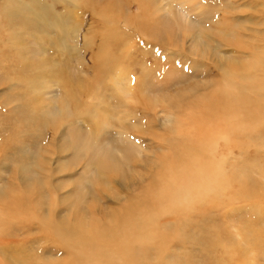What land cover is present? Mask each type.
<instances>
[{"label": "rangeland", "instance_id": "obj_1", "mask_svg": "<svg viewBox=\"0 0 264 264\" xmlns=\"http://www.w3.org/2000/svg\"><path fill=\"white\" fill-rule=\"evenodd\" d=\"M8 2L0 0V264H68L79 242L106 248L130 212L151 231L182 230L162 252L147 246L146 264H264V232L255 237L264 231V109L255 112L264 93L250 85L264 82V0H17L13 14ZM239 60L247 94L229 87ZM203 156L207 169L237 175L220 197L205 191L207 169L189 163ZM192 186L205 193L178 205L200 207L183 221L153 206Z\"/></svg>", "mask_w": 264, "mask_h": 264}, {"label": "bare ground", "instance_id": "obj_2", "mask_svg": "<svg viewBox=\"0 0 264 264\" xmlns=\"http://www.w3.org/2000/svg\"><path fill=\"white\" fill-rule=\"evenodd\" d=\"M188 1L189 0H179L181 4H185ZM8 3L11 7V14H13L22 5V4L20 5L17 2V0H9ZM29 10L32 14H34L36 17H38L41 20V24L43 26H47L50 23L49 13L47 11L42 13L40 9H36V8H30ZM65 14H67V12L61 13L59 15H55V18L64 17ZM28 19H31V18L29 17ZM70 29L71 30L76 29V25L71 26ZM15 30L14 32L16 33L17 36L13 38V41L17 45H20L21 40H20V37H18V35L19 34L23 35L24 29L22 27H18L17 31ZM59 35L62 40L66 39L67 37L66 30H60ZM47 38H49V36L45 35L41 37L40 39L44 40ZM47 42H50V41L48 40ZM47 42H44V43H47ZM256 64L258 65V60ZM247 68H248V65L239 60L231 64V68L229 71V73L232 75V82L229 83V87L231 88L234 82L236 81V86L238 90L243 94H247L249 90L246 88L240 87V84H241L240 70H246ZM44 73L45 71L38 72L39 81ZM31 77L29 78V85L35 90L39 81L36 78L34 79ZM250 85H251L252 91L255 92L261 98V95L264 93V82L262 80L257 79V80L251 81ZM201 96L206 97L207 95L203 93L201 94ZM199 97L200 95H197L195 99L197 100ZM65 100H67V98H65ZM263 109H264V101L263 102L258 101V103L255 105V112L258 113V116L261 115ZM192 127L196 133L197 151L199 149L203 150V154L205 155L207 153V138L203 136L202 123L193 122ZM195 152H193V154ZM181 163L187 164L183 161H181ZM189 163L199 164V166H202L203 168L207 169V163L205 160V156H203L202 162L195 163L193 160H191ZM217 164L223 165L225 164V160L218 159ZM218 171L219 172H216L215 170H210L208 168L204 172L205 185H206L205 191L207 193H210V195L212 196L220 197L222 190L230 186L231 184H233V179H236L237 175L232 174L231 172L225 170L221 166L218 167ZM212 173L218 174L216 179L212 178ZM191 177H192V174H189L188 177H185V180L187 178L191 179ZM246 189H247V185L245 184V189L243 190H246ZM205 191L200 186H192L187 190L181 187L179 192L181 194H184V197L180 198L177 193L173 192L168 198L161 197L160 201H155L153 203V206L159 211L164 210V209L172 211L174 212L176 217L182 220L186 218V215L189 211L198 209L200 207L196 205H189L185 208L188 210V212L185 213L184 210L182 212H178L177 210L178 205L187 204L192 194L204 195ZM19 207L20 205L18 206V208ZM11 209L8 210V213L11 212ZM146 222H147V218L144 215L137 214V213L135 214L133 212H130L126 224L118 227L114 231V233L105 240L104 244L106 248L104 249H100L98 247L95 248V247H92L89 244V242H84V243L79 242L81 249L78 252L71 250V255L67 256L68 264H97L101 258H105L106 260H109V261H114L115 264H146L147 263V246H155L156 248L159 249L160 252H162L166 247L165 243H166L168 235H176V236L182 235V230L180 226L179 227H167L159 231H151L150 229L145 227ZM52 226L53 227H51L52 228L51 232L55 230V233L57 236L56 240L60 244L70 249L72 244L69 242V238L65 236V233L60 232L61 226L58 224H55V225L52 224ZM1 227L2 226H0V228ZM6 229L8 230V228ZM263 232L264 231L262 230H258V232L255 233V237L258 236L259 238L258 237L257 238L260 241H261L260 234ZM204 239L207 243H211V238L209 235L205 236ZM178 244L179 246H181L182 242L180 241L177 243V245Z\"/></svg>", "mask_w": 264, "mask_h": 264}]
</instances>
